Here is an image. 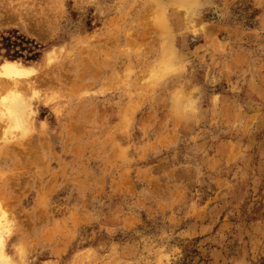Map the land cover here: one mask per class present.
<instances>
[{
    "label": "rangeland",
    "instance_id": "374dc122",
    "mask_svg": "<svg viewBox=\"0 0 264 264\" xmlns=\"http://www.w3.org/2000/svg\"><path fill=\"white\" fill-rule=\"evenodd\" d=\"M12 28L45 48L0 56L32 70L0 76L4 264H264V0H0Z\"/></svg>",
    "mask_w": 264,
    "mask_h": 264
},
{
    "label": "bare ground",
    "instance_id": "6f19581e",
    "mask_svg": "<svg viewBox=\"0 0 264 264\" xmlns=\"http://www.w3.org/2000/svg\"><path fill=\"white\" fill-rule=\"evenodd\" d=\"M32 70L26 66H20L15 61H7L0 70V76L9 77L15 84L18 83L17 77H23L30 75ZM3 106L6 109L4 114L7 116L9 125L8 130L20 128L23 126L25 120V112L28 104L24 98L16 91L11 90L8 95L3 98ZM4 228V227H3ZM3 229H0V264H4V252H3Z\"/></svg>",
    "mask_w": 264,
    "mask_h": 264
},
{
    "label": "trees",
    "instance_id": "16d2710c",
    "mask_svg": "<svg viewBox=\"0 0 264 264\" xmlns=\"http://www.w3.org/2000/svg\"><path fill=\"white\" fill-rule=\"evenodd\" d=\"M44 48V45L16 28L0 33V56L3 58L36 61L41 57Z\"/></svg>",
    "mask_w": 264,
    "mask_h": 264
}]
</instances>
